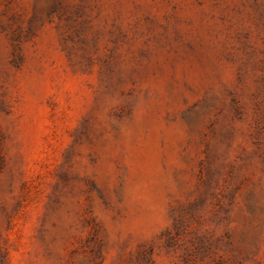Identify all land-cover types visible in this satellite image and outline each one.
<instances>
[{
  "label": "rangeland",
  "instance_id": "374dc122",
  "mask_svg": "<svg viewBox=\"0 0 264 264\" xmlns=\"http://www.w3.org/2000/svg\"><path fill=\"white\" fill-rule=\"evenodd\" d=\"M0 264H264V0H0Z\"/></svg>",
  "mask_w": 264,
  "mask_h": 264
}]
</instances>
